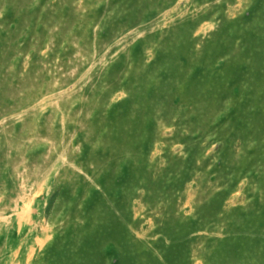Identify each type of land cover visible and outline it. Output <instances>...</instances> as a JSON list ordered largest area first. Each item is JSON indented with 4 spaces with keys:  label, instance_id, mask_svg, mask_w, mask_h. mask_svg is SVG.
<instances>
[{
    "label": "rangeland",
    "instance_id": "obj_1",
    "mask_svg": "<svg viewBox=\"0 0 264 264\" xmlns=\"http://www.w3.org/2000/svg\"><path fill=\"white\" fill-rule=\"evenodd\" d=\"M0 264H264V0H0Z\"/></svg>",
    "mask_w": 264,
    "mask_h": 264
}]
</instances>
